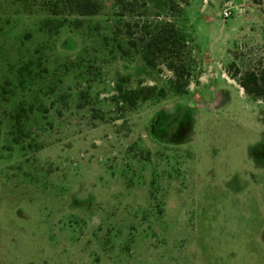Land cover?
<instances>
[{"label":"rangeland","instance_id":"1","mask_svg":"<svg viewBox=\"0 0 264 264\" xmlns=\"http://www.w3.org/2000/svg\"><path fill=\"white\" fill-rule=\"evenodd\" d=\"M135 1L143 16H118L116 0L93 17L0 0V264H264V100L228 73L264 65V2ZM137 21L192 38L188 94L117 50ZM141 79L167 97L119 111L116 85Z\"/></svg>","mask_w":264,"mask_h":264},{"label":"trees","instance_id":"2","mask_svg":"<svg viewBox=\"0 0 264 264\" xmlns=\"http://www.w3.org/2000/svg\"><path fill=\"white\" fill-rule=\"evenodd\" d=\"M24 4H34L42 1L52 15H79L81 17H93L100 15L103 10V0H21ZM255 5H262L264 0H251ZM142 6L135 0H116V14L123 17L126 13L143 16L139 9ZM33 8H26L31 13ZM177 8H171L174 11ZM181 11V8L176 10ZM80 21L74 28L79 30ZM125 33L128 36L126 46L117 43V50L125 57L133 53H140L142 60L152 72L161 71L165 67L172 73L169 79L170 91L176 96L188 94L191 83L195 80V66L192 60H187V50L192 38L174 21L159 22L155 26L141 21L125 22ZM234 69L228 70L230 77L238 81L245 94L258 100H264V65L257 71H248L244 74L235 63L230 65ZM168 95L165 88L157 85H144L141 79L137 88H129L124 84L116 85V93L112 101L121 112L135 110L142 102H159ZM33 105L23 101L18 106V112L14 118L15 126L11 132L12 141L15 145H21V135L29 131V112H33ZM25 114V115H23ZM19 135V136H18Z\"/></svg>","mask_w":264,"mask_h":264},{"label":"crops","instance_id":"3","mask_svg":"<svg viewBox=\"0 0 264 264\" xmlns=\"http://www.w3.org/2000/svg\"><path fill=\"white\" fill-rule=\"evenodd\" d=\"M263 2H264V1H263ZM253 5H255V4H253ZM255 6H257V7L259 6V7H260L261 5H255ZM210 9H211V8H210ZM231 9H232V8H231ZM262 9H264V8H252V10H254V14H255V15H254V18L256 17V13H257V12H260V14H261ZM203 11H204V12H203ZM231 11H232V10H231ZM200 12H201V14H204L205 12H206V13L209 12V10H208V8H203L202 10H200ZM231 17H232V15H231ZM203 18H204L206 24H208V25L211 24V19H212V18H210V17H208V16H206V17L203 16ZM252 18H253V16H252V17H249L250 20H251ZM255 21L257 22V24H260L261 26H263L262 24H263V22H264V17H263L262 15H260L259 17H256ZM249 42H250V41H249ZM252 43H254V40H253V39L251 40V43H250V44L248 43L249 48H252ZM244 46H247V45L244 44ZM233 54L236 55V56L238 55L237 52H235V51L233 52Z\"/></svg>","mask_w":264,"mask_h":264},{"label":"built area","instance_id":"4","mask_svg":"<svg viewBox=\"0 0 264 264\" xmlns=\"http://www.w3.org/2000/svg\"><path fill=\"white\" fill-rule=\"evenodd\" d=\"M231 15H232L231 10H230L229 8H226V9L224 10V12H223V17H224L225 19H227V18L231 17Z\"/></svg>","mask_w":264,"mask_h":264}]
</instances>
